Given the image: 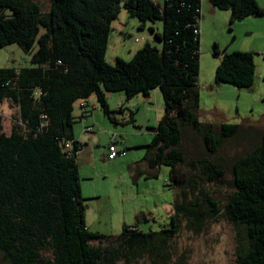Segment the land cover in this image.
I'll return each instance as SVG.
<instances>
[{"label": "trees", "instance_id": "1", "mask_svg": "<svg viewBox=\"0 0 264 264\" xmlns=\"http://www.w3.org/2000/svg\"><path fill=\"white\" fill-rule=\"evenodd\" d=\"M210 2L229 10L231 22L264 14L257 0ZM122 8L141 27L162 20L161 33L151 27L161 44L147 42L129 60L117 57L111 64L106 52ZM200 20L201 0H49L46 11L38 0H0V46L16 43L30 54L29 66L0 68V103L16 109L9 131L0 116V264H169L182 229L199 232L222 219L244 231L236 264H264V125L256 146L234 160L233 190L222 202L208 187L226 174L218 153L227 139L246 137L254 126L217 127L199 119ZM215 53H221L218 44ZM222 53L215 81L252 86L254 52ZM157 88L163 114L136 162L151 171L136 168L133 176L154 178L161 165L170 168L166 184L176 196L169 222L144 231L139 222L154 217L143 211L119 235L92 231L79 181L81 143L74 135V123L85 116L75 114L78 101L86 102L87 117L95 95L108 117L118 121L112 113L128 110L135 122L137 106L112 110L107 92L122 91L129 100ZM186 127L203 140L199 156H188L182 146Z\"/></svg>", "mask_w": 264, "mask_h": 264}, {"label": "rangeland", "instance_id": "2", "mask_svg": "<svg viewBox=\"0 0 264 264\" xmlns=\"http://www.w3.org/2000/svg\"><path fill=\"white\" fill-rule=\"evenodd\" d=\"M38 1L46 11L49 7V0ZM257 2L264 7V0H257ZM201 4L203 19L200 25L202 29L198 81L200 99L197 115L201 121L210 122L217 127L222 123L254 126L246 137L227 139L218 153L226 174L221 181L208 183V187L215 197L225 202L228 194L233 190L231 168L234 160L250 152L256 146L260 141V133L264 125V14L231 22L229 10L216 7L217 15L212 17L209 8L211 7L210 0H201ZM206 16L208 20H204ZM154 22L159 23L160 32H162V20L155 19ZM126 23L128 27H125ZM133 23L136 24L134 28H132ZM125 29L129 33L125 32ZM146 33L152 34L151 44L159 45L155 33L151 32L148 26L141 27V21L130 16L126 8H122L118 18L112 23L106 52L107 61L114 64L117 57L126 56L124 51L129 47L134 50L141 48L148 42ZM215 44H218L221 53H215ZM223 50L254 52L256 71L252 86L237 87L227 82L217 83L215 81L216 69L222 59ZM130 58L131 55L124 57L126 60ZM29 65L30 54L23 51L18 44L0 46V68ZM156 91L159 98H154L152 103L148 104V108L151 110L152 117L161 108V113L158 115L161 117L164 110V99L161 90L157 88ZM120 93L122 91L107 92V95L113 97L111 101L107 99L110 109H118L115 100ZM77 108H75V114H78ZM89 109L88 119L94 122V127L85 128L83 119H77L74 123L76 139L81 143L77 162L88 226L108 236L119 235L124 224L136 223L137 215L144 211L151 212L154 219L140 221V228L144 231L161 229L169 222V214L176 196L175 189L166 184L170 168L161 165L158 170L159 176L154 178H146L144 175L133 176L135 173L133 170L136 168L149 169L147 165L142 166L144 162H139V164L134 162L145 156L148 147L131 148L130 146L124 149L122 142L123 139L124 142L125 139L129 142L136 139V134H132L136 128H141L139 130L145 132L149 140H152V127L157 126L158 119L152 118L153 123L149 127L134 126V123L130 121L129 111L126 110L124 113L113 112L112 117L116 116L118 120L114 121L104 114L95 95L89 98ZM0 113L4 127L9 131L16 109L4 101L0 103ZM140 115L142 116L143 113ZM113 135H116L120 142L119 150H124L123 154L118 155V160H114L115 163L107 159L108 143ZM182 146L186 149L188 156H199L205 149L201 136L188 127L185 130ZM84 147L88 148L84 150ZM81 150H84V153ZM239 232L243 234L244 231L241 227L224 219L208 222L199 232L184 228L172 242L174 257L169 264H236ZM110 240L112 239L103 241L95 239L94 242L95 244H107ZM139 264L150 263L141 261Z\"/></svg>", "mask_w": 264, "mask_h": 264}, {"label": "crops", "instance_id": "3", "mask_svg": "<svg viewBox=\"0 0 264 264\" xmlns=\"http://www.w3.org/2000/svg\"><path fill=\"white\" fill-rule=\"evenodd\" d=\"M155 1H157L161 5L164 4V0H155ZM202 4H201V20H200V25H201V22H202V19H203V7H202ZM209 8H210V12L212 13L211 16L212 17H215L217 15V11H216L217 8L212 3H211V7H209ZM211 16H210V18H211ZM247 18H250V17H247ZM206 19L208 20L209 18L206 16L204 20H206ZM128 23H130V22L128 21ZM135 26H136V24L133 23L132 24V28H134ZM146 26H148L150 28L151 32H153V30L151 29V27H154L157 30V32L161 33L160 32V25L157 22L146 23L145 28H146ZM125 27H128L127 23L125 24ZM201 30L202 29L200 27V32H201ZM126 31H127V29H125V32ZM146 39H147L148 42L152 41V34L151 33H146ZM158 41H159V45H160L161 44V41L160 40H158ZM154 44L155 45H158L156 43H154ZM135 51L136 50H134V48L129 47L126 51H124V53H125V55L127 57L128 56L130 57V55L132 57L133 54L135 53ZM126 56H124V57H126ZM158 96H159L158 95V92L155 89L153 91V93H150V95H148V96H146V95L143 94V97H142V93H139L138 95H136L133 98H131V99L128 100L126 94L124 92H122V93H120L119 97H117V99L115 100V101H117V107L116 108H119L120 105H122L124 107H128L130 105H136L138 109H137V113L135 114V122H133L134 123V126H140V127L147 126V127H149V125H152V123H153L152 122V118L155 119V117H156L158 119V121H159V118H160V116H158V115H160V113H161V108H159V111L157 110L156 115H154V117L151 116V114H152L151 113V110L148 108L149 107L148 104L152 103V100L154 98L155 99H158L159 98ZM112 98L113 97L111 95H107V99H109L108 101H111ZM88 102H89V100H88ZM113 107H115V105ZM77 109H78V114H79V112H80L79 107ZM93 113H92V116H93ZM142 113H143V115L141 116L140 114H142ZM88 117L87 118H83V120L81 119L82 122H83L84 127L85 128L94 127V122L90 121V119H88ZM146 117H148V118H146ZM139 129H141V128H139ZM139 129L136 128V131H134L132 133V134H136V136H137L136 139H134V140L132 139L131 142H129L128 139H125V142H124V139H123L122 142L124 143V149L129 148L130 146H131V148H133V147H143V146H147V143H150L151 142V140H149V138H148V135H145V132H143L142 130H139ZM74 135H75V132H74ZM153 135H154V132H153ZM75 138H76V135H75ZM81 138H82V136H81ZM111 141H112V139H110V142ZM109 143H108V145H109ZM116 143H117V147H119V143L120 142H119L118 139H116ZM87 148L88 147H84V150H86ZM84 150H81L82 153H84ZM80 156H82V155H80ZM117 157L115 159H113V162L114 163H115ZM94 160L95 159L93 158V161ZM108 160H110V159H108ZM138 161H140V160H138ZM138 161H134V162H138ZM146 165H147L146 162H144L142 166H146ZM142 170H144L145 172L151 171L150 169H146V170L145 169H142ZM95 195H99V194H95ZM96 197H98V196H96ZM89 228L92 231H98V230L92 229L91 227H89Z\"/></svg>", "mask_w": 264, "mask_h": 264}, {"label": "built area", "instance_id": "4", "mask_svg": "<svg viewBox=\"0 0 264 264\" xmlns=\"http://www.w3.org/2000/svg\"><path fill=\"white\" fill-rule=\"evenodd\" d=\"M78 107L80 109V114H84V118H87L86 114H87V107H86V102L82 99L78 101ZM129 107H131L132 109H134L136 107V105H130ZM0 116L1 113H0ZM43 117H45V115H43ZM116 135L112 137V141L109 143L108 145V154H107V158L110 160L115 159L118 155L123 154L124 151H120L117 147V143H116ZM71 143L70 141L68 143H66V147L70 148Z\"/></svg>", "mask_w": 264, "mask_h": 264}, {"label": "water", "instance_id": "5", "mask_svg": "<svg viewBox=\"0 0 264 264\" xmlns=\"http://www.w3.org/2000/svg\"><path fill=\"white\" fill-rule=\"evenodd\" d=\"M121 5L124 7V1L121 3Z\"/></svg>", "mask_w": 264, "mask_h": 264}]
</instances>
